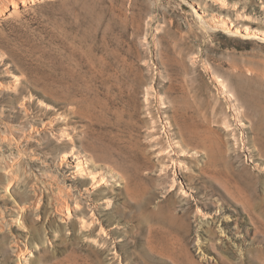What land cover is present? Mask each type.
<instances>
[{"label":"rangeland","instance_id":"obj_1","mask_svg":"<svg viewBox=\"0 0 264 264\" xmlns=\"http://www.w3.org/2000/svg\"><path fill=\"white\" fill-rule=\"evenodd\" d=\"M2 13L0 264H264V0H24ZM15 76L35 91L28 114L13 100ZM65 85L95 100L97 133L106 142L117 134L134 155V201L117 196L107 207L98 194L92 202L108 242L100 255L77 227L63 229L49 193L42 222L33 211L24 226L14 221L41 183L77 190L75 158L62 157L67 149L47 124L53 113L39 100L46 93L50 106L48 89ZM84 123L73 124L75 133ZM31 124L42 129L29 132ZM184 124L194 139L182 143ZM86 141L78 146L88 155ZM221 207L232 221L229 235L215 227L217 248L206 231ZM33 224L40 235L18 261L16 244Z\"/></svg>","mask_w":264,"mask_h":264},{"label":"bare ground","instance_id":"obj_2","mask_svg":"<svg viewBox=\"0 0 264 264\" xmlns=\"http://www.w3.org/2000/svg\"><path fill=\"white\" fill-rule=\"evenodd\" d=\"M3 2L0 3V14L1 15L3 14L2 12L8 8V5L11 6L13 9H15L16 7H18L19 4H23L24 0H6ZM108 51H109V48H108ZM23 81L24 79L22 80V78H20L19 76H15L13 83L9 85L12 88L11 90L13 91V100H17L19 103V109L20 110L23 109L24 112L28 114L30 113L31 107L34 103V100L32 98H33L35 91L31 88L22 87L21 84ZM56 83L59 85H63V83H68V82L64 81V79L62 78H57ZM65 86H66L65 89H64V86L61 89H55V90L52 88L51 90H49L47 88L48 91H51L49 93L53 95V97L51 98L52 103H50V106H49V103L45 101V99H47V97L45 96L46 93L44 94L42 92L43 93L42 95L39 94V97L41 96L43 98V99L39 98V100L41 101V104L45 106V108L47 107V111H50L53 113V116L48 118L47 124L50 125L49 127L51 129L50 130L51 133L56 138H59L60 140H62L60 145L67 149L62 152V157L70 156L72 158H75V164L73 165V168L75 170L74 174L77 176V179H76L77 186H75L77 187V190H73L71 186L64 187L62 186L61 183L60 185L57 181L49 182L48 185L46 184L44 185L41 183L42 189L41 187L37 188L39 191L36 192L35 201L31 202V204L20 206L18 208V212L15 216L14 221H16L19 225L24 226L23 224L27 220L28 212L33 211V213L37 215L36 220L42 222L43 215L46 214L47 209H46L45 204L41 200L43 199L45 194L49 193V195L52 198V201H50V207L53 208L55 213L57 212L60 215L61 221L63 223L61 224V226L63 227V229H66V230L70 229L74 231L75 228L77 227L78 232L81 236L92 239L94 244L101 246L95 249L96 254L100 255V253H102V251H104V249L108 246V242L103 237L105 233L104 228H103V221L100 220V218L97 217L95 213L96 207L94 206H98V205H92V202L96 201L95 196L98 194L101 195V199L99 198V200L105 201V205H107V207H109V205L112 204V202L117 196L118 197L122 196L124 198V201H134V195L136 192L134 180L137 174L136 168L134 167V155L132 154V152L129 150L127 146L122 145L123 143V141L121 140L122 138L119 137L117 134L116 135L108 134L109 136H111V138L110 140H108V142H106L105 139L102 137L103 135L101 136L97 133V130L94 127L95 122H93V118H92L93 111H91L93 105H95L94 104L95 100L90 99L88 96L86 98L85 97L86 95L84 96L83 94L84 91L82 92L81 89H70L68 88V85H65ZM47 95L49 96L50 94L47 93ZM87 95H90V94H87ZM61 103H65L68 107H64L60 105ZM74 116H78L80 117V119L74 120V118H72ZM171 117H173V115ZM79 121L80 122L84 121L85 123L82 124L83 129H81V132L75 133V126L73 124ZM182 127L183 129H181L180 126L178 128L179 135L181 136V139H182V143H184L187 140L186 138L188 137L191 139H194V137L193 138L191 137L192 135H191V132L188 130V127L185 126V124ZM106 128L107 127L105 126V129ZM41 129H39L37 125L31 124L28 130L29 132L37 133V131ZM22 132H24V129ZM175 134L176 133H174V135ZM150 136L152 135L150 134ZM195 138L197 137L195 136ZM83 139L87 140L86 142H88V146L90 148V153L88 155L83 153L80 147L78 146V143L82 142ZM149 142L153 146L157 145V142H155L154 139L149 140ZM178 144L180 146V143ZM167 147L170 148V151H168V153L173 151L170 145ZM162 151H163V148H160V150L158 151L157 157L161 165L163 166L162 169L164 170L163 173L165 174V171L167 170L168 167L165 166L163 162L164 156L162 154ZM209 157L210 156L207 155V160L204 162L202 166V170H206L209 168L208 166L210 164ZM170 160H171V164L173 167L177 165V167L180 168V165H181L180 160H177V158L175 159L174 157H171ZM9 167H10L9 170H10L11 176L9 178L7 189L9 188V185H11L13 182L14 177L12 175V171H13V167L15 166L10 165ZM174 186L176 187L177 185H175V180L173 179L170 190L174 189ZM81 187L82 188L85 187V189H80ZM115 189L116 191H114ZM180 189L182 190L183 194H185V192L182 189V186H180ZM89 201L90 203H88ZM86 209L89 210L90 212L89 214L86 213ZM252 209L247 207L245 208L244 213H246L249 221L253 225V229L256 230L257 225L254 221V215L251 211ZM225 211H226L225 208L221 207L219 209L218 214L212 217L213 218L212 226L206 231L208 235V243H211V245L216 246L217 248L218 247L220 248L223 245L222 243L218 244L217 242H214L215 238L218 237L217 230L215 229V227L219 228L220 231L224 233V235L230 234V231L228 230L227 227L230 225L232 220L229 218L228 219L222 218L223 213ZM197 212L198 214H200L201 211L198 210ZM205 214L206 213L204 212L202 215L204 216ZM47 223H48V226H51L52 224L51 217L48 218ZM47 223L45 222V228H44L45 231L48 230L47 225H46ZM239 225L240 224L237 225V228H239ZM97 228H98L99 233H95ZM40 229L41 228H39L38 225H34V227H32V230H30V233L28 234L27 232L28 234L27 240L25 239L24 243L20 241L22 245L16 244V250L14 251H15L16 259L18 261L22 262V260L24 261L27 259L25 253L31 252V250L29 249L28 239H33V240L37 239L38 235H40L39 233ZM49 232L50 231L48 230V233ZM219 239H221L222 242L224 241V238L222 237H219ZM221 259H222L221 263L224 264V259L223 258ZM76 262H77L76 260L69 261V264H77Z\"/></svg>","mask_w":264,"mask_h":264}]
</instances>
